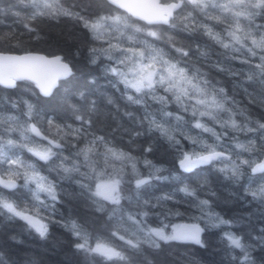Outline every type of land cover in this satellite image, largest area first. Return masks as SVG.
Returning a JSON list of instances; mask_svg holds the SVG:
<instances>
[{"label": "snow or ice", "instance_id": "obj_1", "mask_svg": "<svg viewBox=\"0 0 264 264\" xmlns=\"http://www.w3.org/2000/svg\"><path fill=\"white\" fill-rule=\"evenodd\" d=\"M17 2L25 4L26 0ZM27 7L30 15L25 18L27 22L24 27L34 35L37 28L33 24L44 19L55 21L70 18L81 24L89 40V63L100 67L102 75L114 89L111 94L101 92L95 79L90 80L83 89L72 91L67 88L75 73L69 62L60 56L49 58L32 54H0V85L7 89L17 88L18 81L34 85V100L19 102L26 109L21 113L26 117L23 125H20L22 134L27 136L32 133L34 137L46 141L44 145L32 144V141L21 143L19 149H27L39 161H52L48 167L58 170L60 180L74 181L79 188V197L96 205L98 213L104 212L108 203L120 205V185L125 182L124 171L127 164H131L137 191L154 180L166 178L155 175L162 169L148 159V154L159 151L165 143L168 149L173 150L170 154L178 162V170H182L181 183L184 181L183 173L192 172L203 165H214L217 161L222 164L217 171L233 182L239 183L242 175L256 174H260L258 180L264 181V122L256 121L252 127H240L231 118L227 122L217 120L221 128L225 129L219 133L203 123L200 117L213 116L211 109L225 110L224 105L229 102L224 87H218L207 73L194 65V55L206 58L208 52L199 47L194 50L191 44L177 41L171 36L164 37L157 28L158 25H163L168 26L166 31L179 27L191 34L202 33L226 50L240 51L246 47V54L259 60L249 72L248 80L264 85V24L256 23L257 17L264 18V0H226L225 3H220L219 0H102L95 11H90L87 6L78 10L64 8L57 0H27ZM188 8L191 11H187ZM120 9L146 23L135 26L137 21H134L127 33L106 31L111 30L122 19L111 15L113 11ZM209 9H219L224 14L223 20L219 16H209ZM195 12L202 13L207 20L197 19L193 15ZM241 18L247 21L245 28L241 27ZM209 21L226 23L228 43L209 27ZM105 36L109 37L105 41L107 46H97L96 42ZM11 39H16V36L13 34ZM161 41L168 51L157 47ZM222 55L226 56L228 53ZM173 60L176 62L173 63ZM212 67L230 72L234 79L243 75L240 71L223 67L219 62ZM102 103L105 109L110 110L104 112V115L113 116L115 127L107 124L101 126L96 119L101 112ZM11 104L13 108L17 106L15 101ZM172 104L184 113L191 112V119L186 121L183 115L169 111L168 106ZM8 119L19 124L15 117ZM213 119L216 117L213 116ZM173 120L176 121L175 124L172 123ZM45 124L47 130L42 131ZM229 127L237 131L258 133L259 145L253 141H249L247 145L235 141L230 155L218 151L220 142L229 136ZM196 129L201 131L191 135ZM16 130L8 127L6 132L0 133V215L9 220L23 221L25 230L40 239L47 238L51 223H59L75 238L74 247L77 252L86 257L100 256L106 260L118 257L124 260L125 257L120 252L107 247L99 239L93 246L76 220L68 218L63 222L53 221L50 215H45L58 212L57 185L47 176L41 175L34 165L22 160L16 152L11 157L4 156L7 147L16 148V142L13 139L4 141L2 137ZM47 133L53 134L49 136ZM203 133H211L215 142L207 143L202 138ZM182 139L191 142V150H185ZM73 141L82 142L84 146L78 147L74 154L64 156L65 148ZM131 145L140 148L143 164L149 169L148 175L141 176L137 159L123 150ZM237 149L241 151H236ZM53 157L60 163L56 164ZM101 160L105 166L112 167L111 173L99 170ZM113 161L121 162V167L112 166ZM20 181L22 183H18ZM30 184H35V190L29 189L31 201L13 199L16 190L28 188ZM206 184L207 181H201L198 182V187H193L183 183L177 190L184 194L183 200L176 199V192L143 200L137 198L135 210L120 218L121 224H130L134 229L131 238L126 239V232L119 234V228L111 235L118 236L127 248L137 251L143 245L159 250L162 242L167 244L175 241H190L207 247L201 238L205 227L221 228L230 257L228 264H256L253 252L257 248L264 251V226L253 228L250 225L243 239L223 228L222 226L232 225L234 221L224 219L215 212L216 193L210 188L208 198H200V191ZM5 190H8V195H5ZM41 194H44V199H41ZM244 194L245 199L250 196L252 201L264 208V182L255 188H244ZM168 202H173L175 207L168 208ZM181 203H189L191 207H195L200 215L193 219L206 222L205 227L199 222L172 223L170 218L184 215L179 209ZM153 216L159 220L156 227L150 226L154 223L150 219ZM167 229H170V233L166 232ZM11 240L19 243L15 236ZM0 264H6L3 253H0Z\"/></svg>", "mask_w": 264, "mask_h": 264}, {"label": "trees", "instance_id": "obj_2", "mask_svg": "<svg viewBox=\"0 0 264 264\" xmlns=\"http://www.w3.org/2000/svg\"><path fill=\"white\" fill-rule=\"evenodd\" d=\"M64 8L78 10L87 6L90 11H95L97 7L102 4V0H57ZM224 3V0H219ZM187 11H191L188 8ZM106 14V13H102ZM30 15V9L26 3H18L17 0H0V52H16L24 53L29 51L43 52L48 55L60 54L65 61L69 62L75 73L74 79L67 84V88L75 91L77 88L83 87L92 79H95L100 85V91L111 94L112 89L106 78L102 75L100 67L89 63L88 48L89 40L85 36V32L81 24L70 18H60L58 20L44 19L38 24H33L37 28V33H28L24 27L26 17ZM112 16L122 17L124 24L123 30L115 29L114 31H123L127 33L129 27L133 26V22L137 21L135 26H143L145 23L136 20L123 10L113 11ZM197 19L207 20L202 13H193ZM209 16H219L223 20L222 12L219 9H209ZM130 17V18H129ZM229 19H231L229 17ZM242 22L247 25V21ZM179 23V20L177 21ZM209 27L215 33H219L221 38H225L228 43L226 34V23L218 21H209ZM257 24H264V18L257 17ZM157 28L164 37L171 36L177 41L191 44L195 50L197 47L208 52V56L200 57L193 56V62L196 68L208 74L218 87H224L228 95V104L232 110V117L238 122L244 124L246 121L253 124L256 121L264 122V85L254 83L248 80L249 72L259 63L257 57L247 55V48L240 51H232L224 49L220 44L202 33L191 34L184 32L182 28L177 27L172 30H165L168 26L158 25ZM16 39H11L12 35ZM38 37V38H37ZM104 40L96 42V45H103ZM250 43V42H249ZM160 48H165V44L161 41L158 45ZM239 47V46H237ZM227 52L228 55H222ZM235 57V58H233ZM244 61H247L245 63ZM172 62H176L173 60ZM220 63L223 67L231 71H240L243 75L239 79H234L228 71H219L212 67L216 63ZM259 77L257 76V80ZM17 88L7 89L0 85V133L6 132L8 127H14L17 130L9 132L2 137L4 141L13 139L16 142V148L7 147L5 154L11 157L13 152H16L19 157L26 163L34 165L40 172L46 174L54 184L57 185L58 203L56 208L58 212L45 213L50 215L53 221L67 220L72 218L79 223L84 233L87 234L90 243L94 244L99 239L114 251L120 252L125 257L120 260L118 257H113L112 260H106L100 256H88L76 251L74 244L75 238L59 223H51L46 239H40L37 235L30 234L25 230L24 222L19 220H9L6 216L0 215V253H3V259L6 264H228L229 255L227 252V245L223 239V231L221 228L205 227L206 222L197 221L193 217L199 216L200 213L195 207H191L189 203H181L179 209L184 215L182 217L170 218L172 223H201L205 227L202 235V240L207 244V247H201L194 243L175 241L164 244L162 242L161 249L157 250L149 245H143L140 250L127 248L124 241L119 240L118 236L113 237L111 234L120 229L119 234H126V239L131 238L128 234L127 228L130 224H121V216H127L129 211L136 208L137 198L143 200L150 197L165 195L176 192V199L183 200L184 194L177 190L183 186V183L190 184L193 187H198V182L207 181L206 186L200 191V198H208L207 193L210 188L216 193V202L214 210L224 219L232 220L234 223L230 226H222L226 230L232 231L234 234L245 238V234L251 225L253 228L264 226V208L256 201H252L249 196L244 198V188L254 187L260 180L251 175H242L239 183L226 179L221 173L217 171L221 164L219 161L214 162V165H203L192 172L183 173L184 181L181 183L180 172L178 170V162L174 161L170 154L173 150L168 149V145L164 146L153 154H148V159L161 166V172L155 173L156 176L166 177L161 180H154L150 185L142 186L137 191L135 189L132 171L126 166L124 171V181L120 185L121 189V203L120 205H112L108 203L105 211L98 213L96 205L91 201H85L80 198L78 185L71 180H60L57 171L52 170L48 165L52 161H39L37 157L28 152L27 149L20 150L21 143L44 144L34 134L28 133L27 136L22 134L24 117L21 113L26 111L23 104L19 103L21 100L33 99L32 88L29 82H17ZM251 85V87H249ZM38 91V89H37ZM118 96L119 93H116ZM255 98V99H253ZM17 102L15 108L12 107L11 102ZM101 112L97 114L96 119L100 125L104 124L115 127L113 123V116H105L104 112L110 111L104 108L103 103L100 105ZM123 110V109H122ZM168 110L178 115H183L184 119H191V112L184 113L176 105L168 106ZM15 117L19 121L8 119ZM173 124L176 121H172ZM41 127V125H37ZM47 130V125H43L42 131ZM201 130H194L191 135H196ZM227 131L233 135L235 132L230 128ZM54 132V130H53ZM51 136L53 133H47ZM250 132L240 133L241 138H250L255 141L258 133ZM209 133H203V136H209ZM34 137V139H33ZM178 138H180L178 136ZM142 142V141H141ZM185 146V150H191L192 144L187 139L181 140ZM73 141L67 148H65L63 155L69 156L73 154L78 145L83 147L84 143H77ZM125 144H127V137H125ZM30 146H32L30 144ZM131 156L137 159L139 164V173L141 176H146L149 169L143 164V155L137 145H131L123 148ZM227 154H230L229 152ZM52 160L59 164L60 161L55 157ZM21 182V181H20ZM19 182V183H20ZM32 185L28 188L16 190L13 199L18 201H31ZM33 190V189H32ZM5 195H8V190H5ZM41 199H44V194H41ZM168 208H174L173 202H168ZM115 209V212H113ZM154 223L150 226L156 227L159 225V220L156 217H150ZM15 236L19 243L11 240ZM238 252L239 250H235ZM256 258V264H264V251L257 248L253 252Z\"/></svg>", "mask_w": 264, "mask_h": 264}, {"label": "rangeland", "instance_id": "obj_3", "mask_svg": "<svg viewBox=\"0 0 264 264\" xmlns=\"http://www.w3.org/2000/svg\"><path fill=\"white\" fill-rule=\"evenodd\" d=\"M226 2V0H224V3ZM116 17V16H114ZM121 24H124V21L123 19H121L120 21L117 22L116 25L113 26V28L111 30H108L106 29V31H114L115 29H120V30H123V25ZM241 27L242 28H245V24L242 22L241 20ZM226 34H227V31H226ZM109 37L108 36H105L102 40H104L103 42V45L106 47L107 45L105 44V41L108 39ZM115 42V41H113ZM158 47V46H157ZM167 58V57H166ZM175 63V62H173ZM193 103H195V100H193ZM224 109L225 110H216V109H211V111L213 112V116L216 117V119H213V116H204V117H200L201 121L203 123H205L208 127H211L213 128L216 132H223L225 131V129H222L221 128V124L217 122V120L219 121H229V119L231 118L232 120H235L236 124L240 127H252L253 124L249 123L248 121H246L244 124H241L240 122H238L234 117H232V110H231V107L229 106L228 103H226L224 105ZM230 128V127H229ZM231 129V128H230ZM235 132V134L231 135L229 133V136H226L224 137V139L220 142L221 143V147H218V151H225V153H230L231 154V149L234 148L235 146V141H239L241 144H245L247 145L249 143V141H253L252 139L250 138H241L242 140L240 139H236V137H239V134L240 133H246V131H237V130H234V129H231ZM210 135L209 136H203V140H205L207 143L211 144V143H214L215 142V138L211 135V133H209ZM253 135V133L250 134V136ZM231 138H235V140L231 139ZM260 143V141H255V144L258 146ZM46 144V143H44ZM44 144H41V145H44ZM77 145V143H76ZM80 145H78L77 147H79ZM81 146H84V145H81ZM77 150V149H76ZM76 150H73V154L75 153ZM102 151V149L100 150ZM236 151H241V149H237ZM245 155H247V153H245ZM4 156L7 157L8 155L5 154L4 152ZM156 167H159L161 168V166H159L158 164L152 162ZM221 164V163H220ZM112 166H114L115 168H120L121 167V162L119 161H113L112 162ZM129 170L131 171V164H127L126 165ZM222 166V164H221ZM98 168L99 170H103L105 171L106 173H111L112 171V167H108V166H105L103 161H99V165H98ZM137 168L139 170V164L137 162ZM41 175H44V176H47L46 174L40 172ZM48 177V176H47ZM105 179L107 178V175L104 177ZM48 179L50 180V178L48 177ZM261 182H264V181H261ZM259 182V183H261ZM19 183V182H18ZM22 183V181L20 182ZM258 183V184H259ZM255 185L254 187L252 188H255L258 186ZM32 185V189L35 190V184H30V186ZM176 224H181V223H176ZM127 232L128 234H131L133 235L134 233V229L132 227H128L127 228ZM166 232L170 233V229H167ZM96 243V242H95ZM95 243L93 244V246L95 245ZM108 247V245H106Z\"/></svg>", "mask_w": 264, "mask_h": 264}, {"label": "water", "instance_id": "obj_4", "mask_svg": "<svg viewBox=\"0 0 264 264\" xmlns=\"http://www.w3.org/2000/svg\"><path fill=\"white\" fill-rule=\"evenodd\" d=\"M123 11H125L124 9H121ZM129 14V13H128ZM130 15V14H129ZM133 18L137 19V17H134L132 16ZM144 23H146L145 21H142ZM0 54H4V55H16V56H22V55H27V54H32V55H41V56H47L49 58H52L53 56H60L62 57L60 54H56V55H48V54H45L43 52H38V51H29V52H24V53H16V52H0ZM63 58V57H62ZM67 62V61H66ZM20 82V81H18ZM39 139H41L40 137H38ZM192 222H183L181 224H190ZM202 226V225H201ZM203 227V226H202ZM202 235L203 233L201 234V238H202ZM182 242H190V241H182ZM190 243H193V242H190ZM195 244V243H194Z\"/></svg>", "mask_w": 264, "mask_h": 264}, {"label": "flooded vegetation", "instance_id": "obj_5", "mask_svg": "<svg viewBox=\"0 0 264 264\" xmlns=\"http://www.w3.org/2000/svg\"><path fill=\"white\" fill-rule=\"evenodd\" d=\"M225 152V151H224ZM230 155V154H229Z\"/></svg>", "mask_w": 264, "mask_h": 264}]
</instances>
